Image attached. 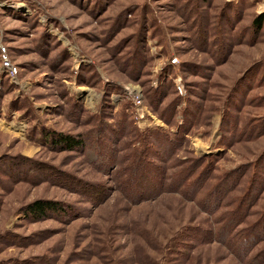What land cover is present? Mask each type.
Segmentation results:
<instances>
[{
	"label": "rangeland",
	"instance_id": "1",
	"mask_svg": "<svg viewBox=\"0 0 264 264\" xmlns=\"http://www.w3.org/2000/svg\"><path fill=\"white\" fill-rule=\"evenodd\" d=\"M262 13L264 0H0V264H248L202 239L226 209L237 239L264 231ZM202 156L213 169L189 181L240 183L215 213L219 190L212 207L143 192ZM38 199L60 211L29 217Z\"/></svg>",
	"mask_w": 264,
	"mask_h": 264
},
{
	"label": "trees",
	"instance_id": "2",
	"mask_svg": "<svg viewBox=\"0 0 264 264\" xmlns=\"http://www.w3.org/2000/svg\"><path fill=\"white\" fill-rule=\"evenodd\" d=\"M263 22H264V13L260 14V16H258L254 20L253 27L255 28L257 32H259L260 29L262 28ZM198 28H200V25L197 24V29ZM215 38L216 36L214 37V39ZM204 41L206 42L208 40L205 38ZM153 90L158 92L160 88L159 87L153 88ZM176 105L177 104L173 103L174 109L176 108ZM124 129L126 132H128L127 134L131 133L132 137H136L137 135L139 137V135H141L138 133V131H135V127L132 126L131 124H129V127H126ZM48 136L51 137L52 135H49L48 133L46 134V137ZM55 141L58 144H64V146L68 148L69 150H73L77 148L78 146H83V141L77 140L73 137H68V136H63V135H59L55 139ZM176 149L177 148L171 149L172 155L173 153L175 154ZM142 155H143L142 153H138L135 151V153H133V155L130 157L131 166L133 165L135 167L132 170L141 169L138 165H135V163H138V162L142 163L145 161ZM206 160H207L206 156H202V157L194 159L189 167H186L185 169L179 170L177 173H175L173 175L174 178L172 179V181L170 180V181L164 182L163 185L168 184V185H165L167 186V188L165 186H161V189H157V188L150 189L148 186L147 189L145 187V190L143 192L152 193V197H156L164 191H176L187 199H193L197 201L198 203H203V205L207 204L212 207V204H211L212 195L214 194L216 190H219L220 193L222 191V194H220V198L217 204L215 205L216 208L212 207L208 211L209 213H212V214L215 213V210L219 208L218 206L221 207L223 205V201L231 197L230 196L231 191L233 190V188H235V186L239 185L240 183H236L234 186L227 188V189L225 188V190H223L220 188L219 184L211 185L209 182L199 184V182L197 181L198 179H196V181H189L190 177L193 176L196 173V171H198V168L200 166L204 167L205 165H207L209 170L213 169L212 167L214 166L211 165L210 163L211 161L207 162ZM261 168H262V165H261ZM257 171L258 173L256 174V178H257L256 181L258 182L260 181V176H258L259 170ZM129 185L130 184L128 183L127 186L130 187ZM137 187L139 188V186H136L134 188L136 189ZM207 189L209 190V192H206ZM56 210L60 211V206L58 202H55L52 200H43V199L35 200L29 203L26 207L27 215L29 217L35 218L36 220L43 219L47 217V215H49V212H55ZM215 219H219V221L217 222V227L214 228V231L212 230L209 231L208 232L209 235L207 236L205 235L202 241L216 242V243L219 242L220 244L228 245L230 247V251L236 257H238L240 261H243L245 263H247L246 261H249L248 264L264 263V248L262 250L257 251L254 254L252 253L256 246V243H255L256 240H260L262 237H264V235L262 234L264 231L260 232L261 229L259 230L256 228L254 229V231L251 232L246 229L247 233L243 235L242 238L237 239V236L239 235L240 231L237 230L236 228L237 226L236 222L238 223L239 221L242 220V215L238 214V211L234 213L232 209H228V210L226 209L224 211H221L219 216H217Z\"/></svg>",
	"mask_w": 264,
	"mask_h": 264
},
{
	"label": "built area",
	"instance_id": "3",
	"mask_svg": "<svg viewBox=\"0 0 264 264\" xmlns=\"http://www.w3.org/2000/svg\"><path fill=\"white\" fill-rule=\"evenodd\" d=\"M171 63L172 64H176L177 63V58H173L171 60ZM4 66L9 70V72H10L11 75H15L17 73V68L11 64V62L8 60L7 57H4ZM175 82H176V86H177V89L180 92V94L184 95V92H186V91H185V88H184V85H183L181 76L180 77H177L175 79ZM132 90L135 91L134 89H132ZM133 91L132 92L131 91L129 92V90H128V95H132ZM137 103L138 104L141 103V100H140L139 96H138Z\"/></svg>",
	"mask_w": 264,
	"mask_h": 264
}]
</instances>
